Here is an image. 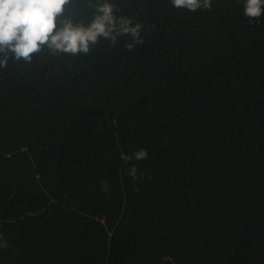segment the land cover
<instances>
[{"label": "trees", "instance_id": "trees-1", "mask_svg": "<svg viewBox=\"0 0 264 264\" xmlns=\"http://www.w3.org/2000/svg\"><path fill=\"white\" fill-rule=\"evenodd\" d=\"M111 2L144 26L133 51L0 69V264H264V15Z\"/></svg>", "mask_w": 264, "mask_h": 264}, {"label": "clouds", "instance_id": "clouds-1", "mask_svg": "<svg viewBox=\"0 0 264 264\" xmlns=\"http://www.w3.org/2000/svg\"><path fill=\"white\" fill-rule=\"evenodd\" d=\"M73 0H0V69L8 67L10 59L32 63L45 48L52 55L78 56L89 54L101 39L115 44L119 37H130L126 48L131 52L142 44L144 26L132 18L118 16V7L111 0H96L94 15L88 24L76 22L71 16ZM176 10L197 13L210 11L213 0H169ZM244 15L249 22H258L264 15V0H244ZM148 158L140 149L126 158ZM129 176L142 180L138 169L130 168ZM103 190H107L105 182ZM7 242L0 234V248Z\"/></svg>", "mask_w": 264, "mask_h": 264}]
</instances>
